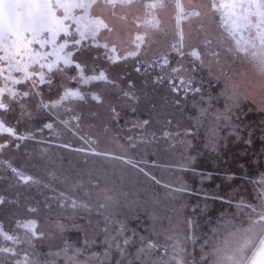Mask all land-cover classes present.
I'll list each match as a JSON object with an SVG mask.
<instances>
[{"label":"rangeland","instance_id":"374dc122","mask_svg":"<svg viewBox=\"0 0 264 264\" xmlns=\"http://www.w3.org/2000/svg\"><path fill=\"white\" fill-rule=\"evenodd\" d=\"M156 2L157 0H135L131 7L120 6L118 3L115 9L112 7L93 9L92 17L102 19L112 29L111 31L102 28L96 38L86 36L81 44L76 46L73 45L72 37L67 39L68 45L64 53L71 52V58H74L73 63L69 65H65L62 60L57 63L55 54L44 60L46 63L43 69L39 64L33 65L36 72L42 71L45 75L43 83L40 81V72L37 78L35 75L31 79L32 84L33 80L41 83L38 87L39 93L35 94L34 98L38 97L46 101L56 100L64 96L66 91H72L73 89L68 88L75 86L76 81H79L83 88L92 81H97L87 79L90 72L92 73L90 77L99 75L100 72L96 73L97 68H100L101 72L107 70L111 76L108 78L106 76L107 80H105L110 81L109 88L98 89L99 92L94 94L98 99L102 98L101 103L95 104V96L90 95L84 106L85 110L91 111V114L104 116L94 118L99 125L102 124L98 129L100 135L98 146L95 145L93 149L95 155L91 156L86 164L78 163L76 169H73L72 162L62 164L63 168L58 166L59 172L72 174L76 179L68 181L66 186H61L67 188L75 184L84 185L90 194L88 200L84 199L83 202L91 210L98 209L100 213L94 217L88 216V220L83 221L84 223L77 228L75 224H69L55 233L52 228L55 225L48 222L47 228L51 231L48 232L49 235H46L47 233L44 235L42 230L38 229L42 228L38 226L39 217H22L23 209H16L15 204L0 207V249L12 250L0 251V264H17V262L19 264H139L136 253L149 243L157 245L152 259L161 257L165 248L168 252V255L163 257L165 260L172 256L176 249H183L181 255L185 264H204L202 256H205L214 245L212 239L204 232L210 229L213 234L214 230L218 229L220 234L225 236L226 231L230 229L199 227L194 234L201 236L202 240L199 243L194 242L192 248L190 235L187 234L189 230L191 233V228L183 225L190 216L195 218L197 213L203 214L205 211L203 208L208 204L212 206V204H220L221 201L250 202L248 193L243 190L246 180L236 175L247 177L254 172V168L251 169L248 163L249 159L245 160L250 157L254 148L255 137L252 136L257 131L262 137L260 138L263 156L262 176L257 179V184L262 183L263 193L260 202L264 203V77L257 73L255 66L246 57L234 52L235 42L222 27L219 14L206 7L211 0H162L164 7H149ZM180 2L182 7L179 9L177 5ZM216 2L219 3L220 0ZM76 12L80 14V10ZM196 12L200 15H194ZM45 34L47 36V33ZM73 35H76V39H80L79 33ZM244 35L247 37L248 34L244 33ZM59 39L57 38V41ZM64 41L63 38L57 45ZM86 44L93 48H87L90 46ZM104 45H107V48ZM32 47L41 53L54 51L52 47L40 48L39 44H33ZM194 50L199 53V58L191 55ZM115 57L120 60L126 59L127 64L114 63L112 68L104 67L105 59H111L113 62ZM137 58L139 61L143 60L144 65ZM165 59L168 61L167 64ZM80 62L91 67L85 73L87 76L79 74L76 77L74 70L69 69L70 65L75 66ZM50 63L54 64L51 72L47 67ZM0 67L5 68L6 76L8 74L6 63L0 61ZM173 68L183 70L177 76L172 72ZM153 74L161 78L160 83L155 84V87L152 82L150 85L140 83L146 76ZM12 77L21 82L13 83L12 79L5 80L0 76V90H3L0 92V102L7 106L8 111L5 112L3 111L5 108H0V122L4 120L11 124L18 136L32 137L34 140L36 134L34 130L40 127L42 118L40 117L39 121L34 119L37 123L29 112L34 111V108L37 110L39 103L34 106L33 102L19 104L12 101L11 93H21L22 90L18 88L30 83L29 80H23V73L13 72ZM181 78L186 82L183 86H180ZM172 79L181 87L179 92L172 90L170 83ZM136 82L139 84L132 85L133 87L129 85ZM233 92L237 94L235 100L230 98ZM181 96H183V104L180 110L184 111L193 122L190 128L192 136L178 138L179 150L175 142L176 134L174 137L168 136L170 142L166 144V149L159 139L155 142V146L156 149H162V153L148 157L150 154L146 146L138 140L140 138L149 140L153 135L146 131L144 122L151 121L149 125L151 127L161 123L162 127L167 126L166 128L170 129L171 125L177 122L176 114L171 107L173 102L175 104L178 99L181 100ZM167 107L170 110L165 113ZM62 112L68 120H72V110L66 109ZM51 113L58 117L56 110L52 109ZM240 118L246 124L253 123L252 129L257 122V128L247 130L246 134L239 133V127L233 124L239 123ZM223 120L227 124L225 127L222 125ZM229 121L233 124L228 125ZM51 122L55 123L53 120ZM64 123L66 127L70 126L69 123ZM125 127L130 134L128 142L122 137L127 134ZM245 127L242 126L243 131L246 130ZM76 130L67 131L69 135L63 133L67 140L62 138H58L57 141L51 140L49 141L51 145L40 142L37 144V149L34 145L28 147L24 143L21 150L15 151L14 155L11 154L15 161L13 163L23 167L26 158H38L39 162L51 158L66 163L68 157H62L66 151L60 143L66 145L70 135ZM56 135L58 132L55 133ZM39 139L45 141L46 136L42 134ZM231 139L235 143L234 152ZM67 147L65 149L77 154L72 149V145L69 144ZM135 148L140 150V154L136 157ZM117 155L123 160L117 158ZM137 159L146 161L143 163L146 166L148 161H157L162 163V166L161 168L150 166L149 171ZM48 168L51 170L50 167L43 165L39 169V174L44 173ZM256 168L258 173L260 170L258 162ZM192 171L196 172L194 179L191 178ZM200 173L203 176H200ZM0 175H3V172L0 171ZM53 175L54 179L60 176L55 173ZM13 178L7 181L2 177L0 192L19 200L24 206L29 190L21 183L16 184L15 175ZM117 180L121 182L120 186ZM9 181L15 185L5 189L3 186ZM125 193H128V196L122 198ZM66 196L71 197L69 189H66ZM78 196L76 195V198H79ZM3 199L5 200L0 197V202ZM44 203H40L38 208L34 209L35 214L40 215V218L43 217L42 214L46 215L45 209L48 204L44 206ZM53 204L63 203L58 200V196L50 199L51 211L47 214L51 216H54L55 211L52 209ZM70 206L74 207H67L66 218L76 220L84 213L78 211L81 210L80 206L73 203ZM219 213L214 211V214ZM26 225L29 227H25ZM5 235L14 239L6 240ZM126 239L127 245L124 244ZM117 244L120 248H117ZM120 249H123V255ZM172 264L175 262L173 261Z\"/></svg>","mask_w":264,"mask_h":264},{"label":"snow or ice","instance_id":"6c2138e0","mask_svg":"<svg viewBox=\"0 0 264 264\" xmlns=\"http://www.w3.org/2000/svg\"><path fill=\"white\" fill-rule=\"evenodd\" d=\"M134 2L135 0H0V53H2L0 61L6 63L8 73L5 76V68L0 67V76L5 80L12 79L13 83H20V80L12 77L13 72H20L23 73V80H31L36 74L33 65L39 64L43 69L45 65L42 61L53 54L56 55L57 63L61 60L65 65L73 63L72 53H64L68 40L65 39L64 43L57 45V38L61 32L65 37H72L74 46L80 45L86 36L96 38L102 28L112 30L102 19L92 17L93 9H107L108 7L115 9L118 3L120 6L131 7ZM149 7L162 8L164 5L162 0H157ZM206 7L219 14L222 27L235 42L234 52L246 57L255 66L257 73L264 77V0H220L219 3L211 0ZM60 10L63 11L62 16L57 14ZM76 10H80L79 15ZM194 15L198 16L200 13L196 12ZM67 21L76 25V33H79L80 39H76L72 34ZM244 33L248 34L247 37ZM33 44H39L40 48L48 44L54 51L41 53L32 47ZM104 47L107 48V45ZM131 55L136 54L131 53ZM191 55L199 58V53L195 50ZM167 63L165 59V64ZM47 67L51 72L54 64L50 63ZM76 67L80 68V65L77 64ZM182 70V68H173L172 72L179 76ZM39 75L43 83L45 75L42 71ZM87 79L106 80L107 78L104 72H100L98 76ZM170 83L172 90L179 92L180 86L185 85L186 82L181 78L180 86L176 85L174 79L170 80ZM33 84H35L34 80ZM9 91L11 92L10 89ZM195 91H200V89H195ZM11 94L14 96L16 93ZM69 96L83 99L79 91H66L61 100ZM230 98L237 99V94L233 92ZM6 107L0 102V108ZM144 123L147 124V121ZM48 126L51 127V125ZM0 132L15 135L14 130L5 127L3 122H0ZM225 228L230 230L226 231L224 238L217 240L207 254L202 256L204 264H249V261L251 264H264V203L261 204L259 211L256 207H251L246 226L238 227L231 221H227ZM4 238L14 239L9 235H5ZM124 244H128L127 239ZM117 248H120L119 244ZM156 248L157 245L153 243L141 247L136 253V260L139 264H172L173 261L175 264H185L184 257L181 255L183 249H176L174 254L165 260L163 257L168 255L167 248H165L161 257L152 259ZM0 251L11 252L12 250L3 248ZM120 251L123 255V249Z\"/></svg>","mask_w":264,"mask_h":264},{"label":"trees","instance_id":"16d2710c","mask_svg":"<svg viewBox=\"0 0 264 264\" xmlns=\"http://www.w3.org/2000/svg\"><path fill=\"white\" fill-rule=\"evenodd\" d=\"M180 7H182L181 2L179 3V9H180ZM57 14L62 16L63 11L60 10V11H58ZM66 23L70 24V30H71L72 34H76V30H75L76 25L72 24L70 21H67ZM75 37H76V35H75ZM63 38L69 39L71 37H65L64 34L61 32L60 36L58 37L59 40L57 41V43L59 41H61ZM83 45L85 46V44H83ZM86 45H89V44H86ZM45 46L47 48L52 47L51 45H48V44H46ZM89 46L90 47H87V48H93V47H91V45H89ZM71 59L73 60L74 58H71ZM78 59H79V57H78ZM125 60L126 59H124V58H122V60H120L118 57H115L114 61L111 62V59H107V60L105 59L104 63H106V66H104V67L112 68V67H114V63H116L118 65H122V64L126 65L127 63ZM137 60H138V58H137ZM138 61H135V62H138ZM139 62H142V65H144L143 60L139 61ZM42 63L45 64L46 62H44V60H43ZM76 65L75 66L70 65V67H69V69L74 70L76 77L79 74L86 75L85 73L87 72V70L89 68H91V67L86 66V64H84V62L79 63L80 68H77ZM63 68H65V67H63ZM97 69H98V71L96 73L101 72L100 68H97ZM39 72L40 71L36 72V74H35L36 78H37V74ZM104 74H105V76H107V78L111 77L110 74H108L107 70H104ZM91 75H92V73L90 72V75H88V76L86 75V76L90 77ZM78 78H80V77H78ZM113 78H114V76H113ZM112 80L114 82V79H112ZM159 80L161 81V78L159 76L153 74L152 76L149 75V77L146 76L142 81H140V83L141 84L147 83L150 85V83L152 82V85L155 87L157 84L160 83ZM28 82H30V83H28L25 86H22L21 88L20 87L18 88V90L21 89L22 92L19 94H15L11 98V100L13 99L12 101L18 102L19 104L20 103L21 104H28L30 102H33L35 104L34 106H36V103L38 102L39 104H38L37 110H35L36 108H34V111L29 112V114L32 116V117L31 116L30 117L33 118V120L36 119L37 121H39L42 118L41 119L42 122L40 123V127L37 125L39 128L37 127L36 130H34L36 134H34V140H33L32 137L27 138V136H26L25 138H23L22 136H18L15 128L11 124L9 125L7 122L2 120L5 127H10L14 130L15 135H9L8 133L0 132V145H3V147H0V168H1L0 171H1V173L3 172V175H0V181H3L2 177H4V179H6L7 181L11 177H12V179H14L13 176L15 175L16 176V178H15L16 184L21 183L24 186H26L29 190V192H28L29 194H28V197L26 198V201L24 202L25 203L24 206H22L23 204L21 205L19 200H15L14 198L8 197L7 196L8 194H5V193L1 194V192H0V197L5 198V200L3 199L0 202V207L2 208L3 206H6V205L15 204L14 207L16 209H23L22 210L23 212L20 210L22 213L21 214L22 217H24V218L25 217H29V218L39 217L38 223H40V225H38V226L39 227L41 226L42 228H38V229H41L42 233H44V235L46 233H47L46 235H49L48 232H50L51 230H49V228H47L49 226L48 222H50L51 224L53 223L55 225V226H52L53 233H55L57 230H60L61 228H64V226H67L69 224H71V225L75 224L76 225L75 228H77L80 224L84 223L83 221L88 220V216L94 217L100 213V211L98 209H92L91 210L90 208H88L86 203L83 202L84 199L88 200L89 194H90L89 190L85 189L84 185L80 186V184H75L73 186H69V187L67 186V188L63 187V186H66L68 184V181H73L76 179H75V177L72 176V174L59 172L60 170H58L59 169L58 166H61V168H63L62 164L66 165V164L72 162L74 165L73 169H76V166H79L78 163L82 164L84 162V164H86V162L88 163L90 161V157L95 155L96 152L93 149H94L95 145L98 146L97 141L100 139L98 129H100L102 124L99 125V123H97V120H94V118L95 117L101 118V116L102 117H104V116L101 114H100L101 116H99L96 113L91 114V111L88 112V110H85L84 106L87 103V97L88 96L97 94L96 92L97 91L99 92L98 89L101 90V89L109 88L110 81H107V82L105 80H104V82H100V80L99 81L98 80L92 81L90 83V85L85 86L86 89H85V87L83 88V85H80L79 81H76V85L75 86H69L68 89H73L72 91H79L81 93V95L83 96V99L68 97L65 100H61V97H60V98H57L56 100H47V101L43 100V99H39L38 97L34 98V95L35 94L37 95V93H39L38 87L40 86L41 83L39 81H37V82H35V84H32V80H29ZM136 84H139V83L138 82L133 83V84L130 83L129 85L131 87H133ZM92 89H94L96 91H94ZM23 92H24V95H25V93H27V95H25V96L22 95L23 96L22 97L21 94ZM70 98H74V99H70ZM166 99H168V98H166ZM180 99L181 100L178 99L175 102V104L173 102V106L171 107V109L174 110V112L176 114V115L175 114L174 115L176 117L177 122L172 124L170 129L166 128L167 126L162 127L161 123H158V125H156V126L153 125L152 127L149 126L151 121H147V124L144 123V127H145L146 131L150 132L151 135L153 133V135H152L151 139H149V140H143L141 138L138 140L141 142V144H144L146 146V150L150 154L148 157H151V155L153 157V155H155L156 153H158V154L162 153L161 152L162 149L161 150H160V148L156 149L157 147L155 146V142H157V140L161 139L160 140L161 145L164 146V148H165L166 144L170 142L168 136L174 137V135L176 134L175 138H177V140H178V138H180L182 136H190L191 135L190 128H191L192 122L185 115L184 111L180 110V107H182V104H183V96H181ZM101 101H102V98H99V99L96 98V100H94L95 104L101 103ZM54 104H56V105H54ZM52 109L54 111L55 110L57 111V114H56L58 116L57 118L53 115V113H51ZM66 109L69 111H71V110L73 111V113L71 114V116H73L72 120H68V117L66 118L65 114H63L62 111L66 110ZM169 110H170L169 107H167L165 113L168 112ZM3 111L8 112L6 108L3 109ZM89 114H91V115H89ZM89 118H90V120H89ZM58 119L64 120V121L61 122ZM33 120L31 119V121H33ZM50 120L55 121V123L54 122L52 123ZM37 121H35V122H37ZM64 122L69 123L70 126L66 127ZM48 125H51V127H49ZM126 128L127 127H125L124 129H126ZM73 129H77V130L72 132L73 134L70 135V140H68L66 142L67 144L62 145L60 143L61 147L66 151V152H64L62 157H65V156L68 157V161L66 163H62L61 160H56V159L51 160V158H49L48 160H44V161L39 162L37 156H35L37 159L26 158L27 159V161H25L26 167H24L25 165L22 167L19 163L18 164L20 166L15 165L13 163L15 161H14V158L12 157V155H14V153H16L15 151H18L19 149L21 150L22 145L24 143H25L24 145H26L28 147H32L31 145H34L35 148L37 149V144L40 142L43 144H46V145H51V143H49V141H51V140L57 141L58 138H62L63 140H67L66 135H64L63 133L68 134L67 131L71 132ZM56 132H58V135L55 136ZM126 133L127 134H124L122 137H123L124 141L128 142L130 134H128L127 129H126ZM42 134L46 136L45 141H42L39 139V137ZM114 135H116V134H114ZM156 137H159V138H156ZM177 140L175 142H177L176 145L178 146L177 149L179 150L180 142H179V140L178 141ZM160 141H158V142H160ZM69 144L72 145V149H74L77 152V154H74L75 153L74 151H69V150L65 149ZM73 145H75V146L73 147ZM128 148H130V147H128ZM134 152H135V157L140 154L139 149L135 148ZM22 153H23V151H22ZM114 157H116L115 154H114ZM117 158L123 160V158H121L120 155L119 156L117 155ZM141 159H143V157H141ZM137 160L142 165H144L143 163H146V161L139 160V159H137ZM42 164L50 167L51 170H49V168H48L44 173L39 174L40 173L39 169L42 168V166H43ZM65 165H64V167H65ZM144 166H145L146 170L148 169L150 171V166L161 168L162 163H158L157 161H153V162L148 161L147 166L146 165H144ZM66 168H67V166H66ZM4 169L6 171H4ZM14 169H15V171H14ZM54 173L59 174L60 175L59 178L54 179V175H53ZM66 174H68V175H66ZM44 175H45V178H44ZM120 177L121 176H119V178ZM77 181H79V183L81 182L79 179ZM117 183H118V186L121 185V182H118V180H117ZM10 184H12V185H10ZM14 185H15V183L9 181L6 183V186H3V187L6 189L7 187L14 186ZM61 185H63V186H61ZM3 187H1V188H3ZM65 188L67 190L69 189V193L71 194V197L66 196V189ZM118 190H120V189H118ZM130 191H129V194H130ZM120 192H122V190H120ZM118 193H119V191H118ZM76 195H79L78 196L79 198H76ZM54 196H58V200H60L63 204L62 205L61 204H53L52 209H55V211L53 213L54 216H51L50 214H47V213H49L51 211L50 210L51 205H49V204H50V199H52V197H54ZM86 196H87V198H85ZM126 196H128V193H125L122 196V198H126ZM119 197H120V193H119ZM8 200H12V201L9 202ZM27 202H28V204H27ZM51 202H52V200H51ZM40 203H42V204L44 203V206L46 204H48L46 206V209H45L46 215H45V213L42 214V216H43L42 218H40V215L39 216L36 215L35 214L36 210H34V209L38 208ZM72 203H73V205L81 207V210L79 209L78 211L84 212L81 214V217L76 219V220H74L73 218H66L67 207L68 208L74 207V206H70V205H72ZM15 212H16V210L14 211V213ZM29 215H32V216L30 217ZM72 220H74V221H72ZM77 221H79V222H77Z\"/></svg>","mask_w":264,"mask_h":264},{"label":"crops","instance_id":"0c3cea01","mask_svg":"<svg viewBox=\"0 0 264 264\" xmlns=\"http://www.w3.org/2000/svg\"><path fill=\"white\" fill-rule=\"evenodd\" d=\"M239 121H240L239 123H234V124H233V122L229 121L228 125L233 124V126H238L239 131H240L239 133H241V134H243V133L246 134L247 130H255L257 128V126H256L257 122L254 123V128L252 129L253 123H247L246 124L241 120V118L239 119ZM222 125H223V127L227 126L225 121L222 122ZM243 125L246 126L245 131H243V129H242ZM259 125H261V124H259ZM191 127H192V124H191ZM252 137H255V141L253 144L254 148L251 150L250 157L247 158L245 161H247L249 159L248 163H250L251 169L254 168V172H252L247 177H245L243 175H238V174L236 175V177H243V180L244 179L246 180V181H244L245 188L243 190H245L248 193L249 198H250V202L230 203V202L221 201L220 204H212V206L208 204L206 206V208H203L206 212L204 211L203 214L197 213V216L195 218L193 216H190L187 220V223L184 224L183 226L191 228V233L189 230L187 232V234L190 235L189 238H190V241L192 244V248H193V244H195L194 242L199 243V241L202 240V238H200L201 236H195V234H194V231H196V232L198 231L197 228H199V227H205V228L221 227V228H225V223L227 221H231L234 225H236L238 227L242 226V225L246 226L247 221H248V215H249V213H251V207H256L257 211H259V208L262 204V201L260 202V200H261L262 193H263V187H262V183L257 184V182H258L257 179L262 176V159H263V156H262V139H261L262 137L258 131L256 133L254 132V135ZM257 137H258V140H256ZM231 141L233 142L232 139H231ZM232 146H233V152H234V148H235L234 142L232 143ZM257 162L259 163V168H260L258 173H257V168H256ZM240 166H241V164H240ZM194 173H196V172L192 171V173H191L192 179H194ZM200 176H203V174L200 173ZM207 176H209V174H207ZM196 177L197 176H195V178ZM207 201H209V200L207 199ZM214 211L220 212V213L214 214ZM214 231L215 232L213 234H211L212 230L208 229L204 233L207 234V236L209 238H211L213 243L215 244L216 241L218 240V238H221V240H222L223 239L222 237H224V235H221L220 231L218 229H215ZM182 233H183V229H182ZM196 238H198V239H196ZM249 256H251V253H249ZM249 264H251V261H249Z\"/></svg>","mask_w":264,"mask_h":264}]
</instances>
